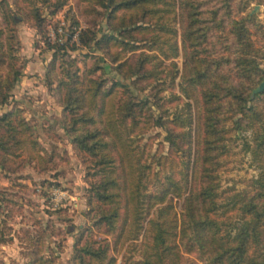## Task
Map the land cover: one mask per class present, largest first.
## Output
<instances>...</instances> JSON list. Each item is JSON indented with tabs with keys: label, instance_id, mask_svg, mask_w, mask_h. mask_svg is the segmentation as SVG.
I'll use <instances>...</instances> for the list:
<instances>
[{
	"label": "trees",
	"instance_id": "1",
	"mask_svg": "<svg viewBox=\"0 0 264 264\" xmlns=\"http://www.w3.org/2000/svg\"><path fill=\"white\" fill-rule=\"evenodd\" d=\"M81 1L88 4L89 13L101 14L100 6L107 10V29H87L80 34V42L103 51L116 63L118 72L131 79L130 82L115 80L106 87L100 74L88 78L84 89L85 80L79 73L69 72V80H61L57 86L64 111L71 114L68 130L73 133L74 144L85 154L91 173L97 176L91 187L92 199L97 201L93 208L100 215L96 222H105L110 232L116 231L118 238L127 231L133 232L130 235L136 238L145 226L144 210L149 212L152 206L161 204L156 216L147 221L146 231L151 233V243L145 239L141 264H179L183 250H200L206 255L207 264H264V91L251 96L264 79V69L261 66L263 54L250 26L255 15L247 13L231 18L228 24L231 38L224 46L225 51L219 52L210 36L213 29L227 26L226 18L220 15L221 5L209 6L207 0ZM65 3L66 0H58L54 5L57 9ZM222 5L227 8L225 13L231 14L230 1L223 0ZM177 22L182 26L185 55L180 85L186 97L193 99L196 105L195 150L193 152L192 131H183L190 143L184 148L187 157L182 170L184 179L181 181L175 174L156 177L155 189L144 192L147 183L143 177L151 164L141 162L140 158L139 165L134 161L135 152L124 131L130 128L129 122L134 126L150 122L167 127L166 139L172 149L171 154L163 158H170L177 156L174 151L177 136L182 134L177 132V125H190L194 121L191 100L185 103L187 116L176 111L173 118H166V113L155 117L153 111H149L150 96L143 95L137 84L141 78L159 79L161 66L164 67L168 59H172V68L177 66L173 59L181 52ZM113 45L119 48L114 50ZM142 45L151 52L136 51ZM127 51L133 53L125 56ZM6 55L0 40V66L7 61ZM8 64L9 71L0 80L2 105L24 74L16 66L13 54ZM101 68L96 64L88 72ZM169 73L174 82L177 68ZM164 82L157 83L162 85L159 90L164 89ZM173 95L177 98V94ZM12 116L9 110L0 115L8 129L6 134H0V149L7 154L16 153V147L22 143L21 130ZM229 117L236 127L252 130L251 138L246 136L243 146L260 171L252 178L250 192H235L222 202L218 168L219 157L226 147L225 123ZM18 119L27 126L26 121ZM141 152L143 154V150ZM159 162L164 164L161 158ZM169 196L184 197L180 215L174 211L172 202L164 204ZM223 206L221 213L239 207L242 219L236 223L218 218L216 214ZM109 250V242L98 246L87 242L78 247V261L80 264H113ZM42 259L43 256H39L37 261L42 262Z\"/></svg>",
	"mask_w": 264,
	"mask_h": 264
},
{
	"label": "rangeland",
	"instance_id": "2",
	"mask_svg": "<svg viewBox=\"0 0 264 264\" xmlns=\"http://www.w3.org/2000/svg\"><path fill=\"white\" fill-rule=\"evenodd\" d=\"M57 1L0 0V40L7 51V61L0 66V80L9 71L8 61L12 54L16 66L24 73L10 89L6 103L0 104V115L7 110L13 112L14 123L21 130L22 137L16 153L7 154L0 149V264H80L78 247L87 242H94L95 246L109 242L113 264H141L145 239L151 243V233L146 231L147 221L156 216L161 204L152 206L149 212L144 210L147 215L145 226L136 238L130 235L131 231L118 238L116 231L110 232L105 222H96L100 215L93 208L97 201L92 199L91 187L97 176L91 173L88 161L84 160L85 154L74 144L73 133L68 130L71 114L64 111L57 89L61 80H69V72L79 73L85 80L84 89L88 78L100 74L106 87L115 80L130 82L131 79L124 78L116 69V63L94 46L70 41L63 45L50 38V29L58 25L61 16L67 20V31H70L69 24L80 26V34L90 28L107 29L105 8L99 7L101 14L89 13L87 3L66 0L65 5L56 9L54 4ZM207 1L209 6L221 5L220 15L227 20L226 27L213 29L210 36L212 45L219 52L225 51L224 46L231 38L228 31L231 18L247 13L255 15L250 26L255 43L263 54L261 66L264 69V0H229V15L225 13L227 8L223 7V0ZM256 5L259 7L252 13ZM176 27L181 47L179 56L173 58L177 66L172 68V59H168L164 67L161 66L159 79L141 78L137 84L143 95L150 96L149 111H153L155 117L166 113V118H173L176 111L187 116L185 103L191 100L194 121L190 125H177V132L182 134L177 136V150H174L177 156L174 154L170 158H163L171 154L172 149L166 139L167 127L150 122L134 126L132 121L129 122L130 128L124 131L130 148L134 149V161L137 160L138 165L140 161L151 164L143 177L147 183L144 192L155 189L156 177L175 174L181 181L184 179L182 170L187 159L184 148L190 143L183 131H192L193 152L195 150L196 105L181 89L185 55L180 22ZM98 35H101L100 31ZM117 47L112 46L114 50ZM140 50L151 52L145 45L136 51ZM131 53L133 51H127L125 56ZM98 56L103 58L99 60ZM96 64L102 68L89 73L88 70ZM176 68L177 76L173 82L169 72L176 71ZM163 81L165 87L159 90L162 85L157 83ZM118 88L122 90L123 87ZM173 94H177V98ZM18 118L26 121L27 126L19 123ZM225 127L226 147L219 157L218 168L219 200L222 202L235 192H250L252 178L260 171L251 153L243 146L245 137L251 138L252 130L236 127L232 117L226 120ZM7 131V124L0 120V134ZM54 189L62 193H55ZM183 198L169 196L164 204L172 202L174 211L180 215ZM224 208H219L218 218L236 223L242 219L239 207L221 213ZM39 256H43L42 262L37 261ZM86 258L90 257L86 255ZM179 264H207V258L200 250H183Z\"/></svg>",
	"mask_w": 264,
	"mask_h": 264
},
{
	"label": "built area",
	"instance_id": "3",
	"mask_svg": "<svg viewBox=\"0 0 264 264\" xmlns=\"http://www.w3.org/2000/svg\"><path fill=\"white\" fill-rule=\"evenodd\" d=\"M69 26H70V29H69L70 31H67V20L64 16H61L58 22V25L50 29V32H49L50 38L53 41L58 42L60 44H65L68 41H70L71 43L73 42L79 43L80 42V31H81L80 26L71 25V24H69ZM54 192L60 193V194L62 193L60 190L55 191V189H54Z\"/></svg>",
	"mask_w": 264,
	"mask_h": 264
},
{
	"label": "water",
	"instance_id": "4",
	"mask_svg": "<svg viewBox=\"0 0 264 264\" xmlns=\"http://www.w3.org/2000/svg\"><path fill=\"white\" fill-rule=\"evenodd\" d=\"M259 5H256L255 9L252 11L255 12ZM264 91V79L253 89L251 96L254 97L256 93Z\"/></svg>",
	"mask_w": 264,
	"mask_h": 264
}]
</instances>
